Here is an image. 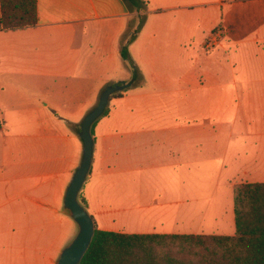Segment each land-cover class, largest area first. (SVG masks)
<instances>
[{"label": "crops", "instance_id": "crops-1", "mask_svg": "<svg viewBox=\"0 0 264 264\" xmlns=\"http://www.w3.org/2000/svg\"><path fill=\"white\" fill-rule=\"evenodd\" d=\"M145 1L129 45L142 82L112 97L95 125L82 196L104 231L206 234L177 230L202 224L203 163L226 180L264 182V0ZM37 13L35 27L0 30L4 263L57 262L50 229L82 161L81 122L116 84L108 74L137 15L124 0H37ZM215 30L221 39L208 52Z\"/></svg>", "mask_w": 264, "mask_h": 264}, {"label": "trees", "instance_id": "trees-1", "mask_svg": "<svg viewBox=\"0 0 264 264\" xmlns=\"http://www.w3.org/2000/svg\"><path fill=\"white\" fill-rule=\"evenodd\" d=\"M124 1L137 15L129 25L128 36L121 40L122 57L133 73L130 86L138 87L142 75L129 54V45L145 23L148 2ZM37 24V0H0L1 31ZM122 93L112 97H121ZM108 114L107 107L102 117ZM99 119L92 126V135ZM79 200L87 209L82 192ZM233 203L234 235L127 234L101 230L95 221L92 243L80 264H264V182L235 185Z\"/></svg>", "mask_w": 264, "mask_h": 264}, {"label": "rangeland", "instance_id": "rangeland-1", "mask_svg": "<svg viewBox=\"0 0 264 264\" xmlns=\"http://www.w3.org/2000/svg\"><path fill=\"white\" fill-rule=\"evenodd\" d=\"M145 18H147L146 12H145ZM134 23L135 21L133 22V24ZM210 51L211 50H208V52ZM227 51L229 50L226 49L225 52L222 51L223 53H225L224 54L225 56H228ZM116 64L118 65V69L116 70L115 68H113L109 72L108 80L112 79L113 81H117L115 85H119L122 82H119L120 80L117 79L119 77H122L125 71L129 72L130 74L131 68L123 57ZM132 76L133 73L131 75V79ZM108 108L110 109V105H108ZM207 165L209 164L203 163V171H202L201 179L200 180L196 179L197 194H199L201 197L202 208L201 211L198 213L200 214L202 224L199 226L197 223L196 226H192L191 228L194 231L180 230L179 228L177 230L186 231V232H195V233L219 234V235L233 234L235 232V222H234V204H233L232 185L236 183L245 182L246 180L240 177L231 180H226L224 175H221L219 174V172L216 171L217 167L219 166L218 164H212L215 165V168L213 169L212 167L209 170L204 169ZM72 178L73 176H71V179L66 182L67 186L65 187V190H67ZM177 182H180V180H178ZM211 197L212 200L210 199L211 200V201L209 200L210 202L205 201V199H209ZM59 207L60 209L58 211L57 224L55 227H52L50 229V231H52L51 232L52 237L54 233H57V261L63 249L66 248L74 240V238L76 237L79 231L78 225L74 220H72L69 211L64 207V200L61 199L59 201ZM16 229L18 228H15V230ZM19 229L23 230V236H24L25 228H19ZM44 229L45 228H43V230ZM47 231H48V227H47ZM159 231H161L160 228H158L157 232ZM9 239L11 240V242L17 243L18 235L10 234ZM48 239L49 238L47 237V241ZM16 249H17L16 246L13 247L14 251H16ZM0 264H23V261L14 258V259H10V261L7 263L1 262L0 260ZM35 264H57V262L55 259L51 260L49 258H42L40 260H36Z\"/></svg>", "mask_w": 264, "mask_h": 264}, {"label": "water", "instance_id": "water-1", "mask_svg": "<svg viewBox=\"0 0 264 264\" xmlns=\"http://www.w3.org/2000/svg\"><path fill=\"white\" fill-rule=\"evenodd\" d=\"M128 87H130L129 83L106 87L100 96L98 104L81 122L79 136L83 142L82 161L76 169L64 197V207L69 211L72 219L78 225L79 231L74 240L63 249L57 264H80L92 243L96 223L94 218L79 200L80 193L92 166L94 150L92 126L102 117L111 101L112 95Z\"/></svg>", "mask_w": 264, "mask_h": 264}, {"label": "built area", "instance_id": "built-area-1", "mask_svg": "<svg viewBox=\"0 0 264 264\" xmlns=\"http://www.w3.org/2000/svg\"><path fill=\"white\" fill-rule=\"evenodd\" d=\"M221 39V34L219 31H213L211 35L208 37L205 43V47L207 50H213L218 44Z\"/></svg>", "mask_w": 264, "mask_h": 264}]
</instances>
